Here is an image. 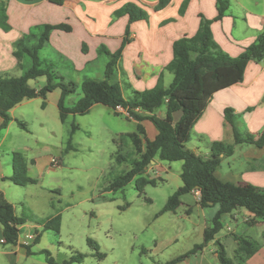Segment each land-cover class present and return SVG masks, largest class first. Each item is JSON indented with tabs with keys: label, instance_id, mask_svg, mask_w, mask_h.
Segmentation results:
<instances>
[{
	"label": "rangeland",
	"instance_id": "rangeland-1",
	"mask_svg": "<svg viewBox=\"0 0 264 264\" xmlns=\"http://www.w3.org/2000/svg\"><path fill=\"white\" fill-rule=\"evenodd\" d=\"M259 1L260 7L253 8V13L262 20L260 15H264V0ZM229 13L238 23L236 32L249 19L256 22L253 16L246 18V13L241 9L232 7ZM40 57L53 62L66 82L75 81L79 84L86 77L103 80L108 61L106 56H100L87 67L89 72L76 73L72 65L58 57L51 47L41 50ZM24 62L26 69L31 66L30 58L25 57ZM165 74L164 84L169 87L174 76L168 71ZM10 75L20 76L22 72L16 70ZM115 81L121 83V79L116 78ZM122 81L123 94L129 98L132 91L127 89L125 77ZM46 85L45 77L30 82V86L35 89ZM60 94V90L56 94L50 93L47 100H58ZM81 97L82 92L79 90L67 99V105H75ZM33 100L38 101L25 105L26 120L20 118L28 130L23 129L17 122L12 123L10 136L3 141L2 136H6L4 131L0 137V155L7 158L10 146L15 142L17 153L24 157L30 169L27 177L39 180V184L20 187L9 183L7 197L12 200V205L19 213L24 211L25 216L31 217L29 224L37 223L32 212L38 215L58 212L62 215V226L59 234L39 228L41 238L32 247V254L18 259L7 254L14 249L13 246L0 244V264H44L46 255L41 253L44 250L51 253L56 264H65L76 254L86 256L82 264H167L194 251L196 252L178 264H219L216 254L218 241L225 246L232 259L235 258L237 249L235 235L264 242V227L251 226L238 214V222L226 215L223 218V230L216 236L215 241L206 245L204 231L212 225L214 218L209 213L214 211L216 215L219 207L206 208L208 215L204 216L196 205L197 199L191 195L183 197V205L176 213L158 216L168 199L183 185L182 180L177 177L182 162L160 161L163 165L173 167L171 177L166 173L162 174L159 185L146 187L143 194L137 191L135 181L121 191H110L112 182L130 169L129 164H118L115 156L119 149L125 154L133 150L130 140L121 142L120 137L137 132V121L126 114L115 115L103 105H96L88 115H70L66 124H62L57 109L54 114L53 107L49 105V109L44 111L40 105L35 106L43 99ZM165 112L166 107H162L154 115L161 118ZM180 116L181 113L176 114V120ZM42 119L46 121L45 127L40 124ZM145 121L151 131H157L151 121ZM73 124L79 129L71 136ZM70 138L72 149L68 150ZM196 145L199 146L200 142L194 134L187 147L196 149ZM52 158L59 159L62 165L46 173L42 167L45 161ZM229 158L232 162V157ZM32 159L37 160L38 165H31ZM220 170L225 175L230 171L227 161L222 162ZM54 189L60 190V193H55ZM52 205L54 209L51 208ZM189 206L192 207V212L188 211ZM26 232L22 228L21 237ZM88 239L98 244L103 258L93 255L95 251L89 247Z\"/></svg>",
	"mask_w": 264,
	"mask_h": 264
},
{
	"label": "trees",
	"instance_id": "trees-1",
	"mask_svg": "<svg viewBox=\"0 0 264 264\" xmlns=\"http://www.w3.org/2000/svg\"><path fill=\"white\" fill-rule=\"evenodd\" d=\"M51 1L63 4V0ZM190 1H184L180 15L185 14ZM170 3L171 0H159L155 10L161 11ZM228 9V0H218V16L215 20L201 16L198 32L192 37H183L173 44V59L165 68L174 76L169 87L163 85L161 76L159 84L155 88L143 92L132 90V95L129 98L124 96L123 88L115 80L117 66L124 47L130 43V28L127 29L123 47L109 57L104 79L97 80L86 77L79 85L75 81L66 82L57 72L53 62L40 57L41 50L49 45L53 31L70 32L71 28L65 24L44 25L39 35L24 36L15 43L13 54L17 59V67L24 71L23 75L20 77L0 75V117L4 120L0 132L7 129L11 122L9 113L14 108L25 101L43 99L42 108L44 109L47 105L48 95L56 90L61 91L58 108L62 124H66L70 115H88L95 105H103L113 111L115 115H120L121 113L116 111L120 106L139 123L145 120L151 121L157 129L158 135L154 140L145 143L146 131L139 124L137 132L120 137L121 142L126 139L130 140L133 150L125 154L122 149H119L115 156L116 162L120 165L129 164L130 169L112 182L109 187L110 191H121L132 181H135L137 191L143 194L146 187H156L162 181L146 176L153 161L159 159L170 163L183 162L181 173L183 186L168 199L158 216L176 213L182 205L183 197L198 189L202 195L200 201L202 208L219 207L217 214L212 219V225L204 231L206 245L215 241L216 236L223 230V218L236 210L245 209L254 216L253 220L248 222L251 226L264 221V188L249 183L223 182L216 176L223 160L232 157L237 147L263 148L264 130L258 134L242 130L238 125L237 115L228 108L225 110V126L232 130V143H211L209 145L210 156L207 158L197 155L187 148L194 126L202 117L214 95L243 82L249 63H259L264 60V32L236 58L224 52L217 44L211 27L215 21H221L224 18ZM117 15H128L130 24L148 19V14L135 4L127 5ZM8 20L6 4L1 3L0 27L6 32L11 30ZM25 57L30 58L31 61V66L27 69L24 65ZM44 77L47 79V85L43 88L35 89L29 85L31 81ZM79 90L82 92L80 100L75 105L68 106L67 99ZM162 107H166V116L160 118L154 115L155 111ZM178 113H181L180 119L175 121V116ZM17 123L23 129L28 130L20 120H17ZM78 129L79 127L73 124L71 136ZM71 141L72 138L68 141V150L72 149ZM13 161L15 173L9 178L11 182L21 187L38 183L36 179L27 177V165L21 154L14 153ZM56 193H60V190H57ZM27 221V218L17 215L14 206L8 202L0 190V225L3 230L4 245H18L21 227ZM38 224L43 226L44 231H53L59 234L62 215L59 213L38 222ZM40 238L41 236L38 235L32 246L38 244ZM234 239L237 244L234 259L229 257L225 246L220 241L216 243L219 264H246L262 248V243L250 237L235 235ZM87 243L95 251L93 254L95 257H104L99 252V246L94 240L88 239ZM32 246L26 247L28 255L32 254ZM41 253L46 255L47 264H56L49 251L44 250ZM191 253L167 264L181 263ZM85 259V255L76 254L65 264H82Z\"/></svg>",
	"mask_w": 264,
	"mask_h": 264
},
{
	"label": "crops",
	"instance_id": "crops-1",
	"mask_svg": "<svg viewBox=\"0 0 264 264\" xmlns=\"http://www.w3.org/2000/svg\"><path fill=\"white\" fill-rule=\"evenodd\" d=\"M184 1L171 0V3L165 9L156 11L155 7L159 0H63V4H57L51 0L32 2L26 0H0V4H6L9 17L8 23L11 27L8 32L0 27V75H10L16 70L22 72L23 75L24 71L17 67V59L13 54L15 43L24 36L39 35L44 25L65 24L71 28L70 32L53 31L48 47L53 48L55 54L62 60L70 63L76 73L89 72L90 69L87 67L95 62L98 57L106 56L109 59L111 55L120 50L127 37V29L130 28V43L125 45L116 70L118 80L121 79V87L123 85L122 78L125 77L127 89L139 92L151 90L159 84L161 76L163 85L166 87L164 84L165 73L167 72L165 68L173 59V44L183 37L194 36L199 30L201 16L209 20H215L218 16V0H191L185 14L180 15ZM228 1L229 9L224 18L221 21H215L211 29L214 39L221 49L231 57L236 58L264 32V15H260L261 20L253 13V8L261 5L259 0ZM129 4H135L144 10L148 14V19L130 24L128 15L118 16L117 13ZM232 7L243 10L246 13V18L255 17L256 22L249 19L244 26L240 27V31L236 32L239 26L234 18L232 19V14L229 13ZM24 65L26 68L25 62ZM56 91L53 93L56 94ZM60 98L61 94L58 100H47L46 107L42 109L46 111L51 105L53 112L56 109L58 110L60 119L58 108ZM32 101L38 100L25 101L9 113L11 122L7 129L0 132L1 137L2 132L6 131V136H2L3 141L7 136H10L12 123L17 122L20 118L26 120L27 109L25 105ZM42 103L43 101L35 104V106L40 105L42 107ZM228 108L232 109L237 115L238 125L242 130L251 134H258L264 130V60L259 63H249L243 82L214 95L191 133V138L195 134L200 145H196V149L190 150L207 158L210 156L209 145L211 143L233 142L232 130L225 126V110ZM165 116L166 112L161 118ZM178 120L175 118V121ZM3 122L4 120L0 117V127ZM137 123L143 126L146 131L145 143L156 138L158 131H151L147 126V121L142 123L137 121ZM40 124L45 127V119H42ZM17 150V145L13 142L9 153H7L9 159L0 155V190L10 204H12V200L8 199L7 190L10 189L9 183H13L9 178L15 173L13 154L17 153ZM228 159L230 158L224 159L223 162H228L230 171L226 175L222 174L220 167L216 173L221 181L235 184L249 183L264 188V147L240 146L237 147L234 156H232V162ZM26 160L29 161V158L26 157ZM50 161H45L42 167V170L46 173H50L53 169L50 166ZM160 161L156 159L152 162L146 176L151 179L157 177V179L162 180V174L166 173L169 178L171 177L173 167L163 165ZM30 164L34 166L38 165V162L32 159ZM182 168L183 162L177 176L181 180ZM28 170L30 169L27 164V173ZM152 174L156 177H152ZM37 181V184H39V180ZM57 190L54 189V192L56 193ZM188 195L195 197L193 193ZM196 205L204 216L208 215L206 208H202L197 200ZM14 208L19 217H25L27 220L31 219V217L24 215V211L19 213L15 206ZM51 208H53V205ZM188 211L192 212V207L189 206ZM58 214L56 212L55 214L38 215L32 212V216L36 218L37 223L31 225L27 221L21 227V230L24 228L27 231L26 233L33 234L35 232L39 235V228L43 230L44 228L38 222ZM238 214L245 218L247 224L254 218L245 209L236 210L229 215L235 222H238ZM209 216L215 217V212H210ZM255 225L264 227V221L257 222ZM4 241L3 230L0 225V244H4ZM262 244L261 250L251 257L246 264H264V242ZM13 247L14 249L7 253L8 256H16L18 259L23 255H28L25 247L20 245ZM44 264H47V262Z\"/></svg>",
	"mask_w": 264,
	"mask_h": 264
},
{
	"label": "built area",
	"instance_id": "built-area-1",
	"mask_svg": "<svg viewBox=\"0 0 264 264\" xmlns=\"http://www.w3.org/2000/svg\"><path fill=\"white\" fill-rule=\"evenodd\" d=\"M116 111L118 113H121V114H126L129 118L133 119L129 115V113L126 110H124L122 107H120V106L117 107ZM50 166L52 168H58V167L61 166V161L59 159L52 158L51 161H50ZM192 193L194 194V196L197 199V201L200 203L201 198H202L200 190L195 189ZM37 237H38L37 233H33V234L26 233V234L23 235V237H21V234H20L18 245L23 246L25 248L29 247V246H32L35 243Z\"/></svg>",
	"mask_w": 264,
	"mask_h": 264
}]
</instances>
